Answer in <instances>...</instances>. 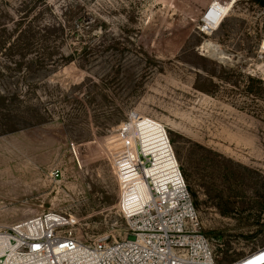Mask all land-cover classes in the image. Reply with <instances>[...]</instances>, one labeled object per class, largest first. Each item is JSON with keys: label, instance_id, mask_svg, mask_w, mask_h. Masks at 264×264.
<instances>
[{"label": "rangeland", "instance_id": "374dc122", "mask_svg": "<svg viewBox=\"0 0 264 264\" xmlns=\"http://www.w3.org/2000/svg\"><path fill=\"white\" fill-rule=\"evenodd\" d=\"M214 1L0 0V227L126 237L124 144L159 147L156 176L168 139L216 264L264 243V0Z\"/></svg>", "mask_w": 264, "mask_h": 264}, {"label": "built area", "instance_id": "2783aa9c", "mask_svg": "<svg viewBox=\"0 0 264 264\" xmlns=\"http://www.w3.org/2000/svg\"><path fill=\"white\" fill-rule=\"evenodd\" d=\"M231 1L211 5L227 6ZM257 50L264 55V33ZM138 118L142 117L122 124L120 140L131 138L127 128ZM130 143L126 159L133 180L120 185L118 179V209L126 222V237L85 241L72 232L69 218L47 211L0 227V264H216L169 140L174 166L162 165L158 177L152 174L157 170L154 156L145 154L140 144L134 148L132 139L124 145ZM52 175L57 177L59 172ZM130 191L138 195L131 204L124 201L133 194ZM226 264H264V243Z\"/></svg>", "mask_w": 264, "mask_h": 264}, {"label": "bare ground", "instance_id": "6f19581e", "mask_svg": "<svg viewBox=\"0 0 264 264\" xmlns=\"http://www.w3.org/2000/svg\"><path fill=\"white\" fill-rule=\"evenodd\" d=\"M209 50L214 54V55H222L221 53H218V50L217 49H215V47H213V49H210L209 48ZM130 132H132V130L130 131ZM159 146V145H158ZM166 147H167V149H165V151H167L165 154L166 155H168V154H170V152H169V147H168V144L166 145ZM160 148L159 147H156V148H152V149H150V150H144V151H147L146 152V154H151V156H153V154H155V153H158V152H160L161 150H159ZM159 150V151H158ZM166 158H168V157H166ZM157 161H155V163H156ZM159 165V164H158ZM173 166V165H172ZM155 167V166H154ZM169 171H172V169L171 170H169ZM154 177H158V175H156V176H154Z\"/></svg>", "mask_w": 264, "mask_h": 264}]
</instances>
